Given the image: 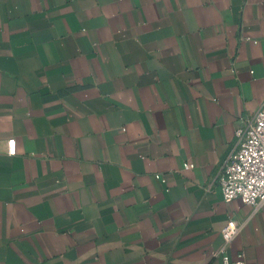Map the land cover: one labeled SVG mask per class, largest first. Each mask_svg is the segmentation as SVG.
Listing matches in <instances>:
<instances>
[{
  "label": "crops",
  "instance_id": "obj_1",
  "mask_svg": "<svg viewBox=\"0 0 264 264\" xmlns=\"http://www.w3.org/2000/svg\"><path fill=\"white\" fill-rule=\"evenodd\" d=\"M261 105L264 0H0V264H221L228 218L264 264L216 179Z\"/></svg>",
  "mask_w": 264,
  "mask_h": 264
},
{
  "label": "built area",
  "instance_id": "obj_2",
  "mask_svg": "<svg viewBox=\"0 0 264 264\" xmlns=\"http://www.w3.org/2000/svg\"><path fill=\"white\" fill-rule=\"evenodd\" d=\"M240 119L241 124L234 129V142L218 166L216 179L225 201L239 198L257 210L264 204V105ZM7 144L8 152L15 153L14 139ZM183 167L192 168L194 163L184 162ZM155 176L164 181L161 174ZM243 225L244 222L233 218L223 225V241L215 253L221 257V264H245L243 252H238L233 260L225 253Z\"/></svg>",
  "mask_w": 264,
  "mask_h": 264
}]
</instances>
